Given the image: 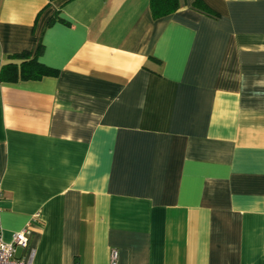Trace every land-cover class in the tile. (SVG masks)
<instances>
[{"label":"crops","instance_id":"0c3cea01","mask_svg":"<svg viewBox=\"0 0 264 264\" xmlns=\"http://www.w3.org/2000/svg\"><path fill=\"white\" fill-rule=\"evenodd\" d=\"M0 0V227L29 264H264V0ZM53 21L48 24V21Z\"/></svg>","mask_w":264,"mask_h":264},{"label":"trees","instance_id":"16d2710c","mask_svg":"<svg viewBox=\"0 0 264 264\" xmlns=\"http://www.w3.org/2000/svg\"><path fill=\"white\" fill-rule=\"evenodd\" d=\"M193 6L209 11L200 0H194ZM149 7L153 18H161L173 13L179 7V0H149ZM53 19L48 21L50 24ZM42 52L39 43L34 52L23 50L8 56L7 61L0 64V82L15 83L21 80H40L47 76H56L58 70L38 60Z\"/></svg>","mask_w":264,"mask_h":264},{"label":"built area","instance_id":"2783aa9c","mask_svg":"<svg viewBox=\"0 0 264 264\" xmlns=\"http://www.w3.org/2000/svg\"><path fill=\"white\" fill-rule=\"evenodd\" d=\"M29 228H23L14 232L9 241L3 239L0 227V264H29V262L16 256L18 247L24 248L27 245V235ZM117 251L112 250L110 253V264H117Z\"/></svg>","mask_w":264,"mask_h":264}]
</instances>
